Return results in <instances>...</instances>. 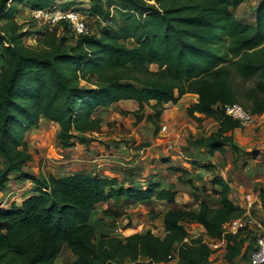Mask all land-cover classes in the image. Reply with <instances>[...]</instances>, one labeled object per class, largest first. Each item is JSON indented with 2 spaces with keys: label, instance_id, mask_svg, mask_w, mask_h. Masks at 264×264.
Segmentation results:
<instances>
[{
  "label": "trees",
  "instance_id": "obj_1",
  "mask_svg": "<svg viewBox=\"0 0 264 264\" xmlns=\"http://www.w3.org/2000/svg\"><path fill=\"white\" fill-rule=\"evenodd\" d=\"M55 1L0 0V21H6L0 30V191L14 174L18 181L32 180L36 193L19 205L0 207V264H55L63 248L75 257L70 264H162L171 259L177 264H211V252L201 237L189 238L185 223L216 239L225 223L244 213L229 199L222 178L214 176L210 182L219 187L212 190L219 198L217 206L200 201L196 211L168 210L162 237L150 231L126 238L97 236L92 220L97 204L156 199L174 206L176 192L161 189L155 179L141 189L124 188L114 178L97 175L35 178L24 172L32 160L25 134L45 120L57 124L61 148L86 143L103 124L99 110L120 101H134L135 124L145 121L156 132L164 105L192 94L197 102L187 108L188 116L218 125L215 132L194 139V146L210 156L223 154L226 146L233 155L241 153L233 133L242 127L224 107L242 101L244 108L240 106L251 115H264V0L255 11L254 25L233 14L247 0H86L85 7L75 0L58 7ZM21 3L29 10L79 11L104 27L97 34L75 36L61 21L21 31L15 19ZM31 36L36 37L37 50L23 43ZM236 78L251 87L240 92ZM260 206L264 213L262 189ZM120 214L104 212L112 218ZM226 238L224 264L248 263L245 244L253 240L251 235Z\"/></svg>",
  "mask_w": 264,
  "mask_h": 264
},
{
  "label": "rangeland",
  "instance_id": "obj_2",
  "mask_svg": "<svg viewBox=\"0 0 264 264\" xmlns=\"http://www.w3.org/2000/svg\"><path fill=\"white\" fill-rule=\"evenodd\" d=\"M74 1V0H71ZM76 2H87L85 0H75ZM263 0H247L245 3L241 4L239 7L233 10V14L244 24H255V11L258 7V5ZM59 3H64V0H56L55 5L59 7ZM88 4V3H87ZM83 5V4H82ZM78 5L81 7H78L77 10L82 11L83 6ZM85 7V5H84ZM19 9L18 13L15 15L16 23L20 25L21 31H32V30H38L43 25L42 22L33 21L28 17L29 13V7L28 5H25V3H21L17 6ZM85 19V24L87 31L89 34L98 33L100 29L104 27V24L102 22L96 23L93 19H90L87 15L82 14ZM119 22V21H118ZM6 24V21H0V30L3 25ZM109 24V23H108ZM107 24V25H108ZM117 25V23L115 24ZM72 41V40H71ZM24 45L29 48L30 50H37L38 49V43L36 42V37L31 36L29 38H25L23 40ZM151 69L155 70V67H151ZM236 83L237 89L244 93L247 89H249L252 85V83L242 82L239 79L234 80ZM84 85V83H82ZM192 96L183 98L180 102L176 104H168L164 105L163 111L165 110H174V116L175 120L172 122L171 126L169 128H166V126H159V130L157 133L151 128H147L146 123H140L135 124V119L131 115L128 116H121L119 114V108L116 107L111 110L110 113L106 114V116L103 118V130L102 135H97L95 138H91L92 135H90V140H97V138H101L99 141L109 142V143H115L118 144L120 148H124V151L119 152V158L118 159L122 165L126 166L127 168H130L134 166V162L140 161L142 163L148 162L150 158H156L157 161H161V156H171L170 150H167L166 153L162 152V149H164V143L168 140V142L171 144V151L174 152V154L177 156V159L175 162L177 164L184 163L185 158H190L189 163H193V161L196 158H200V160H205L206 155L202 153H198V149L193 144V140L196 138H199L201 136L209 135L212 132H215L217 129V124L212 121L211 119H203L202 122L199 124L192 120L187 112L186 108L189 107L193 101ZM242 102V101H241ZM239 102L238 104L241 105L243 108L244 106ZM126 110L132 109L129 105H127ZM150 110L148 108L145 109V113L148 114ZM99 116H101L99 113ZM256 123V122H255ZM253 124L252 126L244 128V133H240L238 138H234L235 144L240 148V150L244 153L251 152L246 151V149H250L248 142L246 144V140L250 135L247 133L249 128H254L256 124ZM163 124V123H162ZM38 127V126H37ZM34 128V132L32 134H29L26 136L27 141V149L28 153L32 156V160L27 164V166L24 168V172L29 173L35 178H40L43 176H51L53 171L62 170V173L69 174L71 173L70 170H67L69 167V154L66 153L58 144L56 140V134H57V127L49 122L45 123L42 121L41 125L38 128ZM163 127H165V130L163 131ZM256 128V127H255ZM135 131V132H134ZM168 132V133H167ZM165 135L161 137V135ZM166 134H168L166 136ZM248 134V135H247ZM256 135V133H255ZM166 136V138H165ZM263 135L261 134L257 135L256 138L251 143H255L256 146H260L262 142H264ZM253 138V137H252ZM105 139H109L108 141H105ZM139 140V141H138ZM138 145L133 147L135 144ZM142 142V143H141ZM259 142V143H256ZM132 144V145H131ZM144 144H147L150 148L149 154L146 157V155H142L141 157L138 152V146H144ZM112 144H109V147H112ZM252 146V145H251ZM253 151L259 152L257 149ZM190 156V157H188ZM234 156V155H233ZM229 150L223 155L216 154V157L214 159V162L216 163V167L214 169L213 174L211 173H204L203 175H199L201 179L193 178L196 183H194V186L197 189H200V193H197L194 195V197L202 198V194L205 192H208L207 194L210 198L209 201L210 204L214 205V202H216V198L214 195L210 192V189H212V186L210 184V181L212 178L216 176H222L225 178L227 182L237 180L238 176L237 173L232 174L230 173L229 169H227V165L231 163L233 166H235V170H238V165H235V157H233ZM244 157V155H243ZM242 157V158H243ZM146 158V159H145ZM171 159V161L174 160L173 158L167 157ZM151 160V159H150ZM180 160V162H177ZM242 161V160H241ZM1 164V159H0ZM160 164V163H159ZM141 165V168L144 166V164H138L137 166ZM161 165V164H160ZM192 167V166H191ZM118 168V167H117ZM115 168L114 170H116ZM122 168V167H119ZM194 171H199L197 169H194ZM236 175V177H235ZM53 176V175H52ZM153 176V174H151ZM155 179L158 180L155 176ZM173 180H176V177L173 176ZM180 188L179 193V199L178 204L181 203L179 206L184 205H191L193 208L196 207V204L193 203L192 195H190L192 192L196 193V190L193 189V187H187L184 184L181 186H178ZM205 188V191H202V189ZM182 194V195H181ZM195 200V199H194ZM136 213H127V215L130 216L131 222V229L134 232H142L145 230H152L154 235L156 236H162V222L161 217L163 215V212L166 211L167 208H173L174 206H165L162 204V206H159L157 204H153L151 206H137ZM136 207L129 206L127 210L132 211ZM94 224L97 230V236L99 234H108L112 236H124L123 231L124 227L127 226V216L124 219L119 220L117 223H109L108 220H104L103 218L98 219L97 215L94 219ZM185 227L187 231L192 232L196 225L185 223ZM197 230V229H194ZM123 234V235H122ZM202 233H197L196 236L202 235ZM251 245L253 246V242H247L246 243V249H252ZM247 251V250H246ZM224 257V256H223ZM75 260L74 255L67 249L63 248L60 254L58 255L57 259L55 260V264H70ZM218 261V260H216ZM222 264H224V260L222 258ZM215 262V261H214ZM244 261L240 260L241 264H248L243 263ZM128 263V261H127Z\"/></svg>",
  "mask_w": 264,
  "mask_h": 264
},
{
  "label": "crops",
  "instance_id": "obj_3",
  "mask_svg": "<svg viewBox=\"0 0 264 264\" xmlns=\"http://www.w3.org/2000/svg\"><path fill=\"white\" fill-rule=\"evenodd\" d=\"M86 4H87V2H85V6H86ZM189 96L193 97L192 98L193 103L191 105L195 104L197 102V96L192 95V94L184 95L178 102H180L183 98H186ZM168 104H166V105H168ZM170 104H172V103H170ZM127 105H129L132 109L126 110ZM116 107H118L120 109L119 114L122 117L123 116L126 117L128 115H131L133 117L131 112H134L137 110V104L134 101H120L118 103L113 104L111 107H109L107 109L99 110V113H101L100 117L103 119L106 116V114L110 113L111 110L116 108ZM123 111L128 112V114L122 115L121 112H123ZM173 111L174 110L170 109V110H165L162 112L156 133L160 130L159 126L162 127L165 125L166 128H169L171 126L172 122L175 120V116H174ZM195 116L197 118H203L202 116H200L198 114H195ZM192 120L197 122L195 119H192ZM42 121L45 123L48 122L45 120H41L39 122L38 127L41 125ZM201 122H197V123L200 124ZM255 122H256L255 123L256 125L254 126V128L253 127L249 128L247 131V133L250 135V137L247 138L246 144L248 142H250L249 146L251 148L246 149V151H251V152L244 153L241 151V153L235 154L233 156V153L231 152L230 147L226 146L224 148L225 152L223 154H225L227 152V150H229L230 153L232 154V156L235 157V159H234L235 161H233V162H236L235 165H238L239 163H241L238 166V170H235L236 169L235 166H233L231 163H229L227 165V169H229L230 173H232V174L237 173L238 179L227 182L225 180V178L221 177L222 173H221V176H217V177L222 178L228 184L229 190H230L229 199L234 204V206L242 209L244 211V213L249 212L254 217H256L259 220L264 222V213L262 212L261 206H260V190L261 189L264 190V142H262V144L260 146H256V147H255V143H253V144L251 143V141L258 139L256 137L259 134H261V136L263 135V137H261V138H264V115L257 116ZM103 123H104V120H103ZM141 123H146V122L142 121ZM51 124L55 125L57 127V130H58L57 124H54V123H51ZM146 124H147L146 127L148 129L151 128V130H152L153 125L150 123H146ZM217 127H218V125H217ZM102 130H103V124H102L99 132L90 134V135H92L91 138H95L97 135H99V136L102 135ZM153 130H154V127H153ZM33 132H34V130H30L25 134L24 142L26 143V148H27L26 136L29 134H32ZM240 133H244V129L234 131L233 138H235V137L238 138ZM255 133H256V135H255ZM162 134L163 135H161V137L165 135L164 133H162ZM90 135L87 136L89 140L86 143H80V142L75 141L74 145L72 147L62 148L66 153L69 154V159H71V161H69V167L67 169V170H70L71 173L64 174V173H62V170H57V171H53V173H52L53 176L51 175L52 177L64 178V177H68V176L75 175V174L97 175L99 177L114 178L117 180L118 185L122 186L124 188L133 187V188L144 189L146 186V183L150 179H155V176H156V178L158 179L157 181L159 182L161 189H172L173 191L176 192L174 207L170 208V209L167 208L165 212H167L168 210H172V209L176 210L178 208H184V209L186 208L187 210L196 211L199 208V202L200 201H207L209 204H210L209 201H212V200H210L212 198H210L208 196L210 194H207L208 192H205L204 194H202V196H203L202 198L194 197L195 194L200 193L201 191H200V189H197L194 186V183H196V181H194L193 178L201 179L199 177V175H203V177H204V173L213 174L214 169L216 167V163L214 162L216 154H219V155H223V154L215 153L214 155L210 156V155H208L205 148L200 147V148H196V149H198L197 151L199 154L202 153V154H205L207 156L204 161L200 160V158H196L193 160L196 163L194 162V164H193V163H189L190 158H185L184 163L177 164L175 162V160L177 159V156L174 154L173 151H171V144L167 140V141L163 142L164 143V145H163L164 149H162V152L166 153L167 150H170L169 152H170L171 156H161V158H162L161 161L160 160L157 161L156 158H154V159L150 158L151 160L149 159L148 162H144V163L137 161V162L133 163L134 166L127 168L126 166L125 167L121 166L122 163L118 160V159H120L118 156L119 152L124 151V148H120L118 146V144H115V143L113 144V143H109V142L99 141V140H101V138H97L98 141L97 140H90ZM167 135L168 134H166V136ZM166 136H165V138H166ZM108 140L109 139H105V141H108ZM256 143H259V142H256ZM109 144H112L113 146L109 147ZM137 145H138V142L133 147H135ZM150 148L151 147H149L147 144H144V146H142V145L138 146L137 152L141 157H143L144 155H146V157H147L149 154ZM237 148H239V147L237 146ZM253 148H254V150L257 149L259 152L253 151L252 150ZM252 152H255L254 155H252ZM243 155H244V157H243ZM167 157L173 158L174 163H173V161H171V159H169ZM188 157H190V156H188ZM177 162H180V160H178ZM138 164H144V166L141 168V165L137 166ZM203 164H211L213 166V168L211 170L204 169L201 167ZM119 167H122V168H119ZM115 168H117V169L114 170ZM194 169H197L199 171L195 172ZM27 174H29V173H27ZM151 174H153V176H151ZM29 175H31V174H29ZM31 176H33V175H31ZM173 176L176 177L175 181L173 180ZM33 177H35V176H33ZM235 177H236V175H235ZM183 184L187 187L188 186L191 188L193 187V189L196 190V193L192 192L190 194V195H192V199L194 201L193 203L196 204L195 208H193V206H191L189 204L184 205V206H179V205H181V203L178 204L179 203L178 202L179 193H180V188L178 186H181ZM212 189L213 190H219V187L215 185V186H212ZM34 190H35V185H34L32 180L27 179V180L18 181L14 174L10 175L5 189L0 191V207L1 208H8L12 204L19 205L22 201H24L28 197L35 195L36 193L34 192ZM205 190H206L205 188L202 189V191H205ZM211 192H212V190L210 189L209 193H211ZM212 194L216 198V202H214V205H212V204H210V205L211 206H217L218 200H219L218 195H215L213 192H212ZM154 203L159 205V206H162V204H164L165 206H171V205H168L164 201H158L156 199H153L152 201L147 202V203H130V202L124 201V200H119L118 202H116V201L110 200V201H107L105 203H99L96 205L94 216H93L92 220H94L95 216L97 215L98 219L103 218L105 221L110 220L109 223L113 222L115 224L119 220L124 219L127 216V220H126L127 226L124 227V231H123L124 236H117V237L126 238V237L133 235V234L144 233L147 231H150L154 235L153 231L150 229L142 231V232L132 231V229H131V225H132L131 222L132 221H130V219H129L130 216L127 215V213H130V212L136 213V209L138 208V207H136V205L137 206H142V205L151 206ZM129 206H131L132 208L133 207H136V208H134L132 211H130V210H127V208ZM106 211H108V212L118 211L121 214L118 217L112 218V216H105L104 215V212H106ZM165 212H163V214ZM162 218H163V215L161 217V222H162ZM194 229H197V230H194ZM194 229H192L193 230L192 232L188 231L189 238L190 237H197L196 236L197 233H202V232L205 233L204 229L201 227L196 226ZM162 231H163V223H162ZM162 236H163V234H162ZM162 236H156V237H162ZM245 246H246V244H245ZM251 247H252V245H251ZM211 264H222V261L218 260L215 262H211Z\"/></svg>",
  "mask_w": 264,
  "mask_h": 264
},
{
  "label": "built area",
  "instance_id": "obj_4",
  "mask_svg": "<svg viewBox=\"0 0 264 264\" xmlns=\"http://www.w3.org/2000/svg\"><path fill=\"white\" fill-rule=\"evenodd\" d=\"M28 17L42 25H56L61 21H65L69 30L75 35L87 34L84 16L75 10L63 11L58 7L53 10H29ZM225 114L239 122L242 129L252 126L257 116H253L245 111L239 104H230L224 107ZM163 131L165 127L162 128ZM238 233L244 235L250 234L253 240L252 249L248 253V264H264V222L254 217L249 212L243 213L241 216L232 218L223 226L221 238L212 239L205 233L199 235L202 243H204L211 252L210 260H222L227 249V236H235ZM198 237V236H197ZM177 264L176 259H171L168 263Z\"/></svg>",
  "mask_w": 264,
  "mask_h": 264
}]
</instances>
